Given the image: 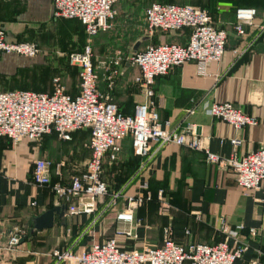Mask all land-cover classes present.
Returning a JSON list of instances; mask_svg holds the SVG:
<instances>
[{"label":"crops","instance_id":"0c3cea01","mask_svg":"<svg viewBox=\"0 0 264 264\" xmlns=\"http://www.w3.org/2000/svg\"><path fill=\"white\" fill-rule=\"evenodd\" d=\"M213 9L216 25L229 31L233 11L228 7ZM52 12L50 0H0V28L5 40L46 44L47 38L68 35L58 27L63 20L54 19ZM263 31L264 10L258 13L255 27L248 28L245 38L237 40L229 35L221 62L209 66L207 77H197L195 65L185 63L156 79L154 91L160 121H169L176 131L188 124L196 126L197 136L220 162L207 164L201 151L173 144L152 145L148 156L138 160L139 169L134 165L137 174L124 187V195L138 193V183L146 182L152 192L168 190L171 207L166 213H161L160 206L155 204L136 210L137 239L132 244L119 238L122 246L137 249L160 246L161 228L167 224H171L173 237L179 243H214L221 239L218 223L223 219L230 226L241 224L246 230L241 241L248 245V250L236 264H264V183L259 190H241L224 163L233 153L229 139H239L236 148L239 155L264 147V45L256 40ZM164 37L159 41H165ZM46 65L40 55L32 59L17 54L1 55L0 92H50L54 68L48 65L49 74ZM128 83L129 80L121 84V111L131 115L144 97L131 85L127 87ZM221 102H231L257 118L258 124L236 133L229 124L204 113V106ZM192 108L194 113L189 115L187 111ZM82 139L75 136V144ZM69 145L73 147L72 142ZM50 146L47 142L38 144L25 139L12 145L7 139H0V264H56L50 257L51 250L72 247L79 251L93 241L112 237L116 227L126 228L108 210L93 225L85 216L74 220L65 212L62 219L54 215L52 228L34 229L35 218L53 207L63 206L48 188L32 182L33 162L46 158ZM77 222L80 225H74ZM19 229L26 236L18 246L9 248V238ZM249 229L255 230V237L247 235Z\"/></svg>","mask_w":264,"mask_h":264},{"label":"built area","instance_id":"2783aa9c","mask_svg":"<svg viewBox=\"0 0 264 264\" xmlns=\"http://www.w3.org/2000/svg\"><path fill=\"white\" fill-rule=\"evenodd\" d=\"M50 1L54 19H75L84 26L87 37L92 38L111 28L117 15L115 5L121 0ZM255 20L254 8H237L233 31L243 39L247 36L245 27L254 28ZM143 21L149 39L158 32L171 34L185 29L190 30V35L184 45L165 41L152 43L145 50L134 52L126 58L127 64L137 68L134 83L144 97L142 103L134 106L131 115H124L110 100V95L98 88L99 78L93 66L90 44L87 43L81 52L69 56L71 64L78 68L80 80L79 92L75 97L65 93L58 77L52 81L51 93L25 90L0 92V139L5 138L12 145L24 139L34 143L53 133L59 140L69 142L76 131L90 132L85 145L89 156L79 174L65 178L63 161L53 166L51 161L37 158L33 162L32 182L48 188L57 201L66 207L68 217L77 220L85 216L90 220V225L96 223V212L110 197L106 208L113 211L115 221L126 228L116 227L112 237L93 241L79 251H74L72 247L51 250L50 257L56 264H236L248 250V245L241 241V235L246 230L241 224L230 226L223 219L219 220L218 232L224 236V240L213 245L177 244L169 227L164 230L162 244L158 247L125 249L119 243V238L136 241L134 227L139 222L135 220V211L151 197L146 182L138 183V193L124 195L123 190L109 194L107 185L102 181L104 158L108 156L114 160L123 142L130 138L132 154L141 159L148 156L152 145L161 147L173 144L203 152L207 164L220 162L206 148L205 141L197 136L196 126L188 124L176 131L169 121H160L154 85L157 78L167 76L171 70L185 63L195 65L197 77H207L209 66L219 64L223 58L226 31L214 24L208 10L192 5L152 3L144 10ZM38 53L39 49L34 43L7 42L0 28V56L17 54L32 59ZM121 62L122 55L120 59L118 53L106 66L104 82L107 91H112L117 86L118 78L123 75ZM194 110L189 109L187 113L193 114ZM203 110L206 115L229 124L236 133L259 122L231 102L211 103ZM228 141L233 153L224 163L234 174L237 186L244 191L259 190L264 183V147L239 155L236 152L239 139L235 137ZM52 172L58 177L54 183ZM158 201L161 213H166L169 205L163 199L161 190L158 191ZM247 235L255 237L256 232L249 229ZM24 236L26 232L23 229L16 230L9 238V248L18 246Z\"/></svg>","mask_w":264,"mask_h":264},{"label":"rangeland","instance_id":"374dc122","mask_svg":"<svg viewBox=\"0 0 264 264\" xmlns=\"http://www.w3.org/2000/svg\"><path fill=\"white\" fill-rule=\"evenodd\" d=\"M152 2L181 3L179 0H121L117 5V16L111 28L105 32L99 33L93 38L86 37L82 26H80L78 22L61 21L58 24V27L62 30L63 34L68 32V35H61L57 38H47L46 44H37L39 48L38 55L46 60L48 73H51L48 69V65L53 66L57 73L56 76H59L58 78L62 79L65 88H68L78 83L76 66L71 64L68 55L72 52L80 51L87 43L90 44L93 60L96 61L95 65L97 66L98 74V70L101 69L100 62L105 58L118 56V53L120 54V57L121 54L130 56L136 51L133 48L137 42H140V45L145 47L150 42L160 40L161 35L159 34L149 39L145 33L143 24V10ZM245 3V0H202V4L196 6H204L210 11H214L213 8L216 7L217 9L215 10L220 11L225 7H228L230 10H235ZM164 39L175 42L183 41L182 36L172 33L165 36ZM135 73H137L136 69L126 71L123 80L131 81L132 78L135 77ZM128 84L127 87L131 85V83ZM110 100L121 106V88H117L112 97L110 95ZM80 133H83L85 138L84 142L80 144L81 146L79 147H72L69 143H63L53 135L44 136L40 141L34 143L41 144L47 142L51 144V146L46 149V159L51 161L53 166L63 161L64 168L67 169L65 175L71 177L82 171L83 163L86 160L88 153L85 146V143H88V134L86 132ZM121 150L124 154L122 155L131 163V166L128 167V169H130V167H133L132 160L134 162L135 156L132 154V151L126 142L121 144L120 152ZM127 172L128 170L123 172L120 170V173L115 172L114 174H109V176L116 182V184H122V179H125Z\"/></svg>","mask_w":264,"mask_h":264},{"label":"trees","instance_id":"16d2710c","mask_svg":"<svg viewBox=\"0 0 264 264\" xmlns=\"http://www.w3.org/2000/svg\"><path fill=\"white\" fill-rule=\"evenodd\" d=\"M173 1H178V0H173ZM179 1H181V3H178V2H176V3H174V2H152V3H163V4H178V5H192V6H196V5H200V4H202V0H179ZM204 1V0H203ZM246 1V3L245 4H242L241 6H239V8H254L255 10H256V18L258 17V13H260V12H263V10H264V0H245ZM120 2V1H119ZM118 2V3H119ZM242 2V1H241ZM118 3L115 5V10H116V12H117V5H118ZM152 3H149L145 8H144V10L150 5V4H152ZM185 3H188V4H185ZM196 7H199V8H203V9H206V10H208L209 11V9H207L206 7H204V6H196ZM238 7V6H237ZM237 9V8H236ZM235 9V10H236ZM144 10H143V14H144ZM235 10H232L233 11V14H232V19H231V21H230V30L228 31V30H225L226 31V33H227V39H226V44H227V41H228V38H229V35H234L235 36V38H237V40H240L241 38L240 37H238L236 34H235V32L233 31V24H234V22H235ZM216 11H219V10H216ZM210 12V11H209ZM210 14H211V16H212V18H213V21H214V24L216 25V18L213 16L214 15V13L211 11L210 12ZM117 16V15H116ZM115 19H116V17H115ZM115 19H114V21H115ZM56 20H63V21H76V22H78L79 24H80V26H82V28H83V30H84V33H85V35H86V37H87V34H86V32H85V29H84V26L79 22V21H77V20H75V19H56ZM114 21L112 22V24L114 23ZM143 24H144V22H143ZM217 26V25H216ZM220 28V27H219ZM222 29V28H221ZM245 29L246 30H248V27H245ZM224 30V29H223ZM99 33H101V32H99ZM98 33V34H99ZM98 34H96V35H98ZM157 34H159V35H161V36H167L169 33H162V32H158ZM156 34V35H157ZM172 34H177V35H180V36H182L183 37V41L182 42H175V41H170V40H166L165 39V42H169V43H175V44H180V45H184V44H186V42H187V40H188V38H189V35H190V30H188V29H185V30H182L181 32H175V33H172ZM95 35V36H96ZM95 36H93V37H95ZM92 37V38H93ZM88 38V37H87ZM261 40L260 42L264 45V31L258 36V38L256 39V40ZM160 41L158 40V41H156V42H150L149 44H152V43H159ZM257 42V41H256ZM18 43V42H17ZM30 43H33V42H30ZM35 44V43H34ZM138 47H137V49H136V51L135 52H140V51H143V50H145V48L149 45V44H147L145 47H142L140 44V42H138ZM226 44H225V49H226ZM36 46H37V44H35ZM85 46V45H84ZM84 46H83V48H84ZM141 46V47H140ZM37 48H38V46H37ZM83 48L80 50V51H77V52H72V53H70L69 55H68V58H69V56L71 55V54H73V53H79V52H81L82 50H83ZM39 49V48H38ZM133 53V52H132ZM39 54V53H38ZM37 54V55H38ZM122 55V62H121V65H122V67L124 68V72H123V75L121 76V77H119L118 78V81H117V86L112 90V91H107V88H106V83L104 82V76H105V74H106V71H105V67L107 66V64L109 63V61H111V60H113V59H115L116 58V56H114V57H107V58H105L104 60H102L101 62H100V64H101V69L100 70H98V78H99V80H98V88L103 92V93H107V94H109V95H111V97H112V95H113V93L117 90V88H121V84H122V82H124L125 80H123V77L125 76V73H126V71H128V70H130V69H136L137 70V68L134 66V65H130V64H127V62H126V58L128 57L127 55H123V54H121ZM120 59H121V57H120ZM92 61H93V66H94V69H95V71H96V73H97V66L95 65V62L96 61H94L93 59H92ZM77 69V79H78V83L76 84V85H74V86H70V87H68V88H65V86H64V84H63V82H62V79L60 78V80H61V83H62V85L64 86V88H65V93L67 94V95H69V96H71V97H75L77 94H78V92H79V84H80V80H79V76H78V68H76ZM52 73H54L53 75H54V77L51 79L52 81H53V79L55 78V77H59V76H56L57 75V73H56V70H54L53 69V71H52ZM135 76V75H134ZM130 83H131V86H132V88H134V90H136L137 92H139L140 93V89H139V87L134 83V77L132 78V80L130 81ZM53 87V86H52ZM72 90H73V93H72ZM52 92V90L50 91V92H47V93H51ZM115 103V102H114ZM116 104V103H115ZM117 106H118V108H119V110L121 111V106H119L118 104H116ZM122 112V111H121ZM123 113V112H122ZM133 113V112H132ZM124 114V113H123ZM124 115H126V114H124ZM80 132H86L87 134H88V139L87 140H89V137H90V132H89V130H80V131H76V132H74L73 134H72V139H71V141H69V142H64V141H61V140H59L58 138H57V136L55 135V134H49V135H53V136H55L59 141H61V142H63V143H71L72 142V144H73V147H79V146H81L80 144H82L83 142H84V138H85V136H84V134L83 133H80ZM46 136H48V135H46ZM75 136H82L83 137V139L80 141V142H78L77 144H75V141H74V137ZM88 142V141H87ZM126 143L128 144V146H129V148H130V150L132 151V149H131V145H130V138H128L127 139V141H126ZM85 145H86V143H85ZM87 152H88V150H87ZM123 153H122V150H121V152H119L118 154H117V156H116V158L114 159V160H110L109 159V157L108 156H106L105 158H104V161H103V165H102V175H101V178H102V181L107 185V187H108V190H109V194H113V193H117V192H119L120 190L122 191L123 189H124V187L125 186H127V185H129L131 182H132V180H134L135 179V177H136V174L137 173H135L136 172V170L137 169H139V164H138V160L140 159V158H138V157H134V162H133V160H132V166L133 167H130V169H128V167L129 166H131V163L129 162V160H127V158H125L123 155H122ZM120 155H121V157H120ZM89 156V152L87 153V157ZM86 157V158H87ZM46 159V158H45ZM48 160V159H47ZM137 167V169H135V166ZM120 170H121V172H123V171H126V170H128V172H127V174L125 175V179H122L123 180V182H122V184H116V182L112 179V178H110V176H109V174H114L115 172H118V173H120ZM62 172H63V176L65 177V178H68L66 175H65V173L67 172V169H65V168H63L62 169ZM109 176V177H108ZM108 177V178H107ZM107 179H109V181L107 180ZM56 181H58V177H56V176H54V174H53V172H52V182L54 183V182H56ZM149 188V187H148ZM125 190V189H124ZM122 191V193L124 194V192L125 191ZM149 191H150V189H149ZM158 191H160V190H155L154 192H152V191H150V194H151V197H150V200H148V201H146V202H144L143 203V205H141L139 208H137L136 210H139V209H141L142 207H144V206H146V205H148V204H155L157 207H159L160 206V203H159V201H158ZM162 191V196H163V199L168 203V205L171 207V201H172V196L170 195V192L168 191V190H165V189H162L161 190ZM52 194V193H51ZM53 195V194H52ZM109 199H110V197H107L106 198V200H105V204L103 205V206H101L99 209H98V211L96 212V216H98V218L100 217V216H102V214H105V212L106 211H108V208H106V204L108 203V201H109ZM169 210V209H168ZM171 228V230H172V226H171V224H167V225H165V226H163L162 228H161V233L163 234V232H164V230L166 229V228ZM218 233V232H217ZM186 235L187 234H189V230H187L186 231V233H185ZM219 234H221L220 232H219ZM222 235V234H221ZM220 235V236H221ZM110 238V237H109ZM172 238H173V240L175 241V239H174V237H173V231H172ZM222 240H224V236L222 235L221 236V239L220 240H218V241H222ZM218 241H216V242H214V243H206V244H210V245H213V244H216ZM130 243H134L133 241H129ZM175 243H177V244H181V245H187V244H189L188 242H184V243H179V242H177V241H175ZM192 243H200V242H192ZM162 244V243H161ZM154 247H158V246H154ZM125 249H133V248H131V247H129V248H126V247H124ZM185 264H190L189 262H186Z\"/></svg>","mask_w":264,"mask_h":264},{"label":"water","instance_id":"95a60500","mask_svg":"<svg viewBox=\"0 0 264 264\" xmlns=\"http://www.w3.org/2000/svg\"><path fill=\"white\" fill-rule=\"evenodd\" d=\"M138 45L139 44L137 43L133 49L136 50ZM65 212V206H56L47 210L41 216L34 219V229L37 231H41L52 228L54 222V215H57L60 219H62L64 217Z\"/></svg>","mask_w":264,"mask_h":264}]
</instances>
